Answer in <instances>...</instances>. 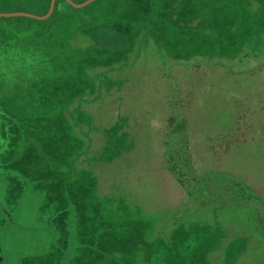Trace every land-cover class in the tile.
<instances>
[{"label": "rangeland", "instance_id": "1", "mask_svg": "<svg viewBox=\"0 0 264 264\" xmlns=\"http://www.w3.org/2000/svg\"><path fill=\"white\" fill-rule=\"evenodd\" d=\"M23 5L20 0H0V13ZM95 6L108 17L107 29L97 34V43L115 58L106 74L139 98L146 97L138 108L139 118L147 116L149 97L156 96V88L167 81L158 69V56L160 61L172 57L184 66L169 75L175 84L186 80L182 73L191 68L189 64L200 52L224 56L228 70L237 71L232 68L237 67L241 74L229 80L222 74L216 88L209 91L195 77L192 83L198 81L197 91L201 92L192 105L184 102L178 106L180 99L173 94V114L187 121L184 129L174 132L156 124L157 142L160 139L154 163L159 167L157 179L150 175L154 168L148 165L152 121L143 124L139 120L143 152L134 154L138 159L128 158L125 165L122 161L126 159L115 160L118 134L112 127L115 120L129 123L131 102L116 106L111 101L104 110L100 103L109 99L105 100L108 95L98 83L94 95L105 98L83 113L95 117L98 126L106 125L102 115L111 116L106 133L103 128L92 132L80 126L70 135L69 127L45 135L41 128L37 130L57 150L61 143L54 137H63V146L66 140L77 145L70 163H61L53 179L49 175L38 178L48 162L34 153L33 142L20 147L16 137L7 141L0 127V264H259L263 257L259 235L245 226L248 221L244 218L245 211L259 208V203L253 200L246 208L237 206L238 198L228 194L227 158L221 157L222 162L216 157L218 143L207 139V122L212 118L213 127L224 134L233 131L232 93L253 90L264 102V0H96ZM31 7L34 12L40 10L38 4ZM70 11L86 14L90 8ZM233 38L237 41L230 42ZM255 101L249 97L247 104ZM166 104L161 100L153 113L164 115ZM10 108L5 118L24 119ZM97 109L103 112L97 113ZM261 125L263 131L264 116ZM11 132L17 136L20 129ZM103 133L108 137L100 143L98 136ZM128 136L132 137L131 131ZM216 150L226 152L224 146ZM229 150L239 166L256 178L249 179L255 192H263L256 182L264 186L260 178L264 177V150L241 144ZM81 151L84 153L79 154ZM100 153L102 158L111 157L104 161L106 165H100ZM12 157L26 176L10 164H1ZM167 165H173L170 171ZM212 168L218 174L207 179ZM228 242L237 249H231Z\"/></svg>", "mask_w": 264, "mask_h": 264}, {"label": "trees", "instance_id": "2", "mask_svg": "<svg viewBox=\"0 0 264 264\" xmlns=\"http://www.w3.org/2000/svg\"><path fill=\"white\" fill-rule=\"evenodd\" d=\"M72 1L79 3L83 0ZM20 2L24 3V5L21 6V9L14 10L13 12L42 15L48 8L49 0H20ZM95 2L96 0L84 6L90 8V11L86 14H80L77 11L79 8H73L64 0H54L52 12L45 20H36L19 15L0 16V116L4 117L1 119L0 127L3 128L6 137H8L7 141H12V138L15 139L16 137L20 147L24 148L33 142L35 144L34 153L39 155L40 159H46L49 163L45 164L38 178L43 179L46 175H49L50 179H53L61 163H70L71 152L77 148V145L66 140L65 144L67 145L63 146V137H54L53 140L55 142L61 143V150H57L53 147V144L46 140L45 136L37 134V130L41 128L45 135L48 131L63 132L65 128L69 127L67 134L70 135L74 128H79L80 126L81 129H88L92 132L97 131L98 128L100 130L103 128V132L106 133L105 130L108 128H106V125L112 123L111 116L104 112L106 115H102L101 120H104L106 125L98 126L93 121L95 117L83 113L86 110L87 113L90 112L94 104L97 105L96 101L105 98H98L94 95L96 84L98 83L101 86L100 89L108 95L105 100L109 99L105 103H100L104 110H107L111 101H114L116 106H119L118 102L122 104L131 102L132 117L129 123L126 125V123L123 124L119 120H115L117 123L112 127L114 133L118 134L116 139V143L118 144L116 145V150H113L115 160L116 158L119 160L126 159L122 161L123 165H125L128 163V158L138 159V156H134V154L143 152L140 150L143 140H140L142 136L139 137V120H142L143 124L145 120H148V122L152 121L153 127L151 135L148 136V143L153 145V147L148 152L150 153L148 165H152L151 168H154V171H151L150 175L157 179L156 173L159 167L155 166L154 163L155 154L159 152L157 143L160 142V139L157 142L156 137H159V135L156 134V124L167 127V129L174 132L184 129L187 121L183 116L177 117L173 114V94L176 93L178 99H180V102H177V104L179 103L178 106H183L182 103L184 102L192 105L194 97L200 96L201 92L197 91L198 81L192 83L195 77L197 79L200 78L199 82L202 81L204 87L207 85V90L209 91L216 88L215 83L223 77L222 74L225 73L226 79L229 80L230 78L236 79L241 73L237 67H232L237 71L228 70L230 67L225 65L224 56H208L206 54L209 58L206 59V55L200 52L195 55L197 59L189 64L191 68L185 69L186 72L182 73L183 78H186V80L182 84L180 82L175 84V81L170 80L169 75L174 76V72L184 68V66L179 65L178 60L171 59L172 57L169 60L162 59L160 61L158 56V69L162 70V77H166L167 81H163V87L156 88V96L149 97V104L146 109L147 116L139 118L138 108L146 97L143 99L139 98V95L136 93L125 89L123 82L115 84L112 78L109 77V74L108 76L106 74L112 68L115 58H113V53L104 52L106 49L102 50V46L97 43V34L107 29L108 23L106 22L108 21V17L103 10L95 6ZM32 4L40 5V10L34 12L31 7ZM70 10L77 12L72 14ZM54 21L55 23H53ZM222 37L229 42L228 37ZM235 41H237V38L231 39L230 42ZM117 61H122V59L118 58ZM196 68L202 72L196 71ZM201 88L203 87L200 85L199 89ZM122 89L124 92H122ZM250 91L244 94L232 93L229 97L234 110V119L232 120L233 131L230 134L222 133L221 129L218 130L216 127H213L212 118L209 117L210 121L207 122V139L217 141L211 144L218 143L215 144L218 147L214 149L218 160L222 161L221 157L227 158L228 169L225 173L227 174L225 186L228 194H231L233 198H238L239 204L237 206L243 204L246 208L248 203L253 200L259 203V208L250 207L251 209L246 210L244 218L248 221V224H245V226L253 228L259 235L263 250V257L259 264H264V191L260 193L255 192L253 187L254 182H251L249 179L256 178L250 176V172L248 173L239 166L240 163L232 156L229 150L235 145L240 146V144L247 149L256 148L264 150V130H261V118L264 116V102L260 98H257L258 93L253 92V90ZM249 97L255 98L256 101L254 103L248 102L247 104ZM161 100L167 103L164 106L166 113L162 116H156L153 112ZM133 103L135 106L132 105ZM8 106L12 107L10 109L17 111L18 116H24V119L18 120L14 116V118L11 116L12 119L9 120L5 118L7 117L5 115L9 111ZM96 112L103 111L97 109ZM251 113L254 120H252ZM77 114L79 116L71 119L72 115ZM251 127L253 128L252 132L248 130ZM14 128L20 129L17 136L12 135L11 131ZM130 131L132 137L128 136ZM104 133L98 136L100 143L108 137ZM249 133L251 134L249 135ZM23 136L27 139L24 140ZM124 145L130 147L121 148ZM220 146H224L226 152L220 151L217 153L216 149ZM160 150H162L161 146ZM81 153H84V151H81L79 154ZM100 154V165H104V161H109L111 157L102 158V153ZM15 160L16 158L12 157L9 161L4 160L1 164L7 163L13 169L20 170V167L15 164ZM172 166L167 165L166 168L169 170L172 169ZM262 169L264 170V166ZM20 171L26 176L24 170ZM216 174L218 173L212 168L209 173L210 176L207 179H214L217 176ZM66 178L70 179L71 175L67 174ZM260 178L264 179L261 176ZM200 179L203 178L201 177ZM256 184L259 188H264L259 181ZM229 221L227 220L226 222ZM229 233L230 231L227 232V236L230 239ZM230 244L231 242H228L231 249H237Z\"/></svg>", "mask_w": 264, "mask_h": 264}, {"label": "water", "instance_id": "3", "mask_svg": "<svg viewBox=\"0 0 264 264\" xmlns=\"http://www.w3.org/2000/svg\"><path fill=\"white\" fill-rule=\"evenodd\" d=\"M64 1L74 8H81V7L89 4L90 2H92L94 0H84V1H81L79 3H75L72 0H64ZM53 3H54V0H49L48 8L43 15H34L31 13H27V12H10V13H0V16H17V15H19V16H25V17L33 18L36 20H43L50 15L52 8H53Z\"/></svg>", "mask_w": 264, "mask_h": 264}, {"label": "crops", "instance_id": "4", "mask_svg": "<svg viewBox=\"0 0 264 264\" xmlns=\"http://www.w3.org/2000/svg\"><path fill=\"white\" fill-rule=\"evenodd\" d=\"M35 15V14H34Z\"/></svg>", "mask_w": 264, "mask_h": 264}]
</instances>
